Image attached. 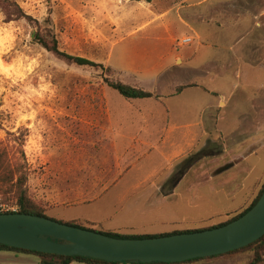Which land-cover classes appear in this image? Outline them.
<instances>
[{
	"label": "rangeland",
	"instance_id": "rangeland-1",
	"mask_svg": "<svg viewBox=\"0 0 264 264\" xmlns=\"http://www.w3.org/2000/svg\"><path fill=\"white\" fill-rule=\"evenodd\" d=\"M9 1L36 23L19 19L15 8H0V153L19 172L15 180L25 174L24 189L46 216L44 200L36 191L58 176L59 164L61 176L65 174L64 166L73 163L74 152L86 154L89 164L93 146L99 143L97 134L105 131L98 122L117 119L119 109L133 118L135 109L149 105L168 109L177 125L188 124L198 120L199 107L216 106L214 90L222 91L228 103L205 114V133L193 128L199 138L191 149L169 164L152 142L140 169L128 176L130 181H141L140 190L106 194L95 217L136 224L138 236H160L224 223L250 205L264 180V145L250 139L259 138L264 129L255 123L260 102L254 88L264 80V66L237 64L230 51L237 38L251 29L252 18L244 13L249 4L236 7L235 2H226L220 12H212L205 11V5L196 6L201 0ZM219 1L209 0L206 5ZM195 14L213 24L192 22ZM44 31L53 34L61 52L111 72L69 64L47 52L34 40L37 32ZM185 37L193 42L179 46ZM198 43L211 48L202 47L194 55ZM208 58L213 66L205 73L196 71ZM105 79L143 89L153 98L145 103L125 100ZM187 84L197 88L172 97ZM175 136L179 140L180 131ZM255 147L256 154L250 155ZM189 155L193 159L183 163ZM229 163L234 166L229 168ZM117 204L122 209L114 213ZM1 206L11 213L19 211L9 188L0 192ZM251 261V254L244 252L192 264Z\"/></svg>",
	"mask_w": 264,
	"mask_h": 264
},
{
	"label": "crops",
	"instance_id": "crops-1",
	"mask_svg": "<svg viewBox=\"0 0 264 264\" xmlns=\"http://www.w3.org/2000/svg\"><path fill=\"white\" fill-rule=\"evenodd\" d=\"M208 1L201 0L196 6L202 7L205 5V11L209 9L212 12H220L222 5L226 4V2H232V4L235 2L236 7L249 4V11L244 13H248L249 17L252 18L251 29L244 31L237 38V41L230 46V51L237 64L264 66V0H220L217 4H209L207 6L206 3ZM239 3L241 4L239 5ZM237 12L239 14L243 13L240 10ZM191 21L194 23L200 22L208 27L213 24L210 19L207 20L202 15L199 18L196 14L191 16ZM214 25L222 28V24L215 23ZM202 47L211 48V45L198 43L195 47L194 55ZM180 58L183 59L182 56ZM187 61L190 63L191 58ZM214 63L211 58H208L200 69L195 70L205 73ZM189 70L194 71L193 68H189L187 71ZM196 88H186L178 94L174 93L172 97L178 98L189 89ZM254 88L256 91L255 96L259 97L260 102V106H256L260 115L255 119V123L264 128V80L262 83L254 85ZM212 92L216 93L218 97L216 106L204 105L199 107V111L196 113L198 120H193L188 124L177 125L170 118L168 109H162V106L151 108L149 105L142 110L135 109L133 118H127L124 115L126 111L119 109L116 112H121V115L117 119L98 122L97 127L105 131L97 134L99 143L93 146L95 153L90 155L89 164L85 163L86 154L74 152L72 156L73 163L69 162L68 165L64 166L65 174L61 176L60 170L63 167L59 164L58 176L51 178L48 182V187L44 190L39 188L36 191L37 195L44 200L47 216L54 221L62 223L77 221L94 224L95 228H99L104 232L136 235L135 232H137L138 227L129 221L126 223L123 221L114 223L112 220L96 218L95 212L98 204L108 193L123 192L128 194L137 193L140 190L141 181H130L128 176L131 172L140 169L139 162L149 156L146 150L150 148L152 142H156L154 144L156 151L162 150L160 157L166 163L170 164L176 161L179 156H184L185 152L191 149L194 143L197 142V138H199L195 135L193 128L199 127L202 133H205L203 131L207 122V119H204L205 114L216 113L221 109V103H224V106L228 103V99H226L222 91L214 90ZM145 100L136 102L145 103L143 102ZM175 111L179 112L178 108ZM179 131L181 138L178 140L175 135H178ZM259 134V138L251 135L250 139H255L254 144L258 143L260 147L264 145V129L259 131ZM103 142H106V144H103ZM162 146H164V150ZM163 151H166V153L164 154ZM255 154L256 147L250 155ZM155 173L156 171L151 176L155 175ZM101 174H106V177H101ZM120 209H122V205L117 204L113 211L116 213ZM0 264H40V260L33 255L0 251ZM71 264L84 263L73 262Z\"/></svg>",
	"mask_w": 264,
	"mask_h": 264
},
{
	"label": "water",
	"instance_id": "water-1",
	"mask_svg": "<svg viewBox=\"0 0 264 264\" xmlns=\"http://www.w3.org/2000/svg\"><path fill=\"white\" fill-rule=\"evenodd\" d=\"M264 236V191L238 219L215 229L120 239L22 213L0 214V245L118 264L182 263L225 255Z\"/></svg>",
	"mask_w": 264,
	"mask_h": 264
},
{
	"label": "trees",
	"instance_id": "trees-1",
	"mask_svg": "<svg viewBox=\"0 0 264 264\" xmlns=\"http://www.w3.org/2000/svg\"><path fill=\"white\" fill-rule=\"evenodd\" d=\"M147 3H150L152 0H144ZM0 8L1 9H10V8H15L17 10V17L19 19H24L28 22H35L31 17L23 14L22 10L13 2L9 0H0ZM35 42L45 49L47 52L53 54L57 58L69 63L73 64L76 66L80 67H90L94 69H102L106 71L107 73L111 72V69L108 68H103L102 65L96 64L92 61H89L87 59L79 58V57H74L71 55H68L64 52H61L58 48L57 41L53 34L51 32H37L34 37ZM106 85L117 92L122 98L125 100H145V99H151L153 98V94L145 91L143 89H139L136 87H132L129 85H126L120 81H113L109 79H105ZM189 87H195V85H186V86H180L176 93H180L186 88ZM201 153V152H200ZM4 153H0V192L3 193L7 191L9 188V191L14 193V196L16 198V203L19 207L18 213L26 214V215H32V216H38V217H43V218H48L45 215V210L42 208L40 205L36 204L34 201H32L28 195L26 190L24 189V185L26 182V177L24 173L19 174L15 180V176L17 175L15 168L11 166V162L7 160L4 156ZM194 155H189L187 156L182 162H190L193 159ZM229 168L233 167L234 165L232 163L228 164ZM221 170H217L215 173H218ZM19 173V172H18ZM264 191V180L257 191L254 199L250 203V205L241 211L240 213L234 215L224 223H220L218 225L212 226V227H207V228H202L198 230H188V231H183V232H173L171 234H166V235H160V236H138V235H130V234H120V233H113V232H104L99 228H95L94 224H89V223H82V222H70V223H62L66 224L72 227L84 229V230H89V231H94L106 236L114 237V238H120V239H143V238H155V237H162V236H170V235H176V234H181V233H193V232H200L204 230H211L215 229L221 226H224L242 215H244L247 211H249L254 204L257 202V200L260 198ZM229 215V214H228ZM50 219V218H49ZM53 220V219H52ZM0 251L4 252H14L17 254H26V255H33L39 258L40 264H71L73 262L76 263H84V264H118V263H108L104 261H98V260H93L89 258H83V257H63V256H57V255H52V254H44V253H38V252H33V251H26V250H21V249H15V248H10L7 246H1L0 245ZM244 252H249L252 257V261L250 264H260L262 263L263 257H264V236L261 237L258 241L233 252L227 253V255H234V254H240ZM226 255V254H225ZM217 257V256H215ZM215 257H210V258H203V259H195V260H190L182 263H170V264H192L196 263L199 261L207 260V259H213ZM161 264H166V263H161Z\"/></svg>",
	"mask_w": 264,
	"mask_h": 264
},
{
	"label": "built area",
	"instance_id": "built-area-1",
	"mask_svg": "<svg viewBox=\"0 0 264 264\" xmlns=\"http://www.w3.org/2000/svg\"><path fill=\"white\" fill-rule=\"evenodd\" d=\"M192 39L189 37H185L183 39H181V41L179 42V46L183 47V46H187L190 45L192 43ZM10 210H5L4 207H0V214H7V213H11L9 212Z\"/></svg>",
	"mask_w": 264,
	"mask_h": 264
}]
</instances>
